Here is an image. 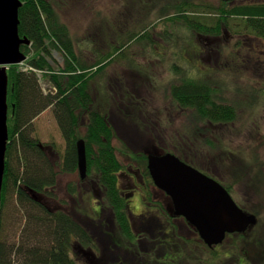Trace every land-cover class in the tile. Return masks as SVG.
Returning <instances> with one entry per match:
<instances>
[{"label":"rangeland","instance_id":"374dc122","mask_svg":"<svg viewBox=\"0 0 264 264\" xmlns=\"http://www.w3.org/2000/svg\"><path fill=\"white\" fill-rule=\"evenodd\" d=\"M151 1L150 5L154 8L147 12L141 8V3L132 0H53L61 22L70 32L74 49L78 54L82 53L89 64L98 58V50L99 53L111 52L112 47L118 44V35L140 32L144 27H147L150 34L148 39L161 45L158 48H145L146 42L142 44L141 41H135L91 82L90 93L95 106L101 105V109L111 116L109 119L116 126L113 145L123 165L118 174L120 188L129 199L130 208L135 215L145 211L146 206L150 210L161 212L159 217L146 214L153 230L156 224L160 229V225L165 224L169 216V220L181 229V235L192 241L191 238H196L197 235L189 230L192 228L186 221L174 215L171 199L156 187L147 175L145 166V156L147 159L149 154L161 155L170 152L171 148L174 150L176 145H182L181 149L188 160L193 161L199 168L209 169L207 171L210 173L220 175L225 183L233 185L232 193L237 203L258 217L257 226L251 229L245 240L242 238L234 242L229 239L212 251L200 243V247L197 246V264H247V261L250 262L247 255L257 262H250L251 264H264V198H259L260 192L264 195V188L258 183L256 173L253 179L243 183L239 178L236 182L233 174L225 170L228 165H239L241 161L251 166L250 162L258 158L257 150L262 137L260 135H264V123L261 127L260 121L264 114V38L246 30L237 33L239 30L234 26L231 32L218 37L199 36L177 18L169 19L176 17L173 9L168 12L170 16H162V9L173 6L176 0ZM193 1L198 5L195 16L208 23L213 21L214 14L202 7L213 5L231 8L264 4V0ZM104 22L114 27L109 31L111 34L107 42L102 34ZM106 30L108 31L107 28ZM86 41L90 42L92 49L85 48ZM48 61L51 73H59L65 65L64 55L57 50L48 55ZM20 69H27V66L23 65ZM96 69L98 68L94 67L93 71ZM44 73L46 72L39 70L37 72L39 86L44 95L57 94L53 83L43 76ZM185 75L202 81L211 80L218 88V93L223 92L219 100L236 107L235 121L198 126L204 132L196 135V127L192 125V121L197 125L198 117L192 111L180 108L173 102L170 94L171 86L177 84ZM104 95L107 96V101L104 100ZM87 122V117L83 116L79 129L81 136L85 135ZM33 125V136L48 146V154L55 163L53 170L56 184L53 190L57 198L49 199L50 208H61L81 225H87L90 232L97 235V238L94 235L96 239L104 240L103 233L111 234L113 230L112 223L107 224L108 220L113 219L112 214L105 209L100 213L98 204L102 192L92 191V179L82 180L78 170L74 173L62 171L66 142L53 108L42 113ZM192 128L194 131H191ZM188 132L193 134L194 139L186 147L181 136ZM208 142L214 144V147L210 148ZM134 191L138 194H134ZM73 209L79 210V213L76 214ZM24 212L15 195L8 198L1 215L2 242L8 251L11 247L15 250L18 235L20 236L17 233L28 225L29 219ZM135 225L138 230L145 228L138 219ZM147 234V242L158 235L152 231ZM14 254L12 251L10 258H14ZM117 255H122V252ZM126 260L127 258L123 259L124 262ZM111 262L110 259L106 264H112ZM85 263L84 257L79 255L78 264Z\"/></svg>","mask_w":264,"mask_h":264},{"label":"trees","instance_id":"16d2710c","mask_svg":"<svg viewBox=\"0 0 264 264\" xmlns=\"http://www.w3.org/2000/svg\"><path fill=\"white\" fill-rule=\"evenodd\" d=\"M132 1L141 3V8L147 12L154 8L150 5L151 0ZM176 1L173 6L162 9V16H170L168 12L173 9L176 17H169V19L177 18L199 36L218 37L223 33L231 32L234 26L236 30H239L237 33L246 30L264 38L263 3L231 8L213 5L202 7L214 14L213 21L208 23L195 16L198 5L193 0ZM21 2L19 34L31 41V45L21 46L22 52L28 56L25 65L37 71L46 72L43 76L53 83L57 94L44 95L35 70H21V65L9 67V141L0 213V264H78L73 252L74 245L79 243L90 247L93 241H96L87 226L81 225L75 218L63 211H51L47 203L48 199L55 197L53 190L56 184V174L53 170L55 163L48 154V146L40 143L39 139L33 136V123L51 107L66 142L62 171L74 173L78 170L77 144L80 139L85 142L88 166L86 179H92L96 189L102 192L101 208L113 210L115 216L111 221L108 220L107 224L115 222L117 231H114L113 240L120 243L118 250L122 252L124 258H127L124 262L121 256V263L118 264H161V259L159 262L155 257L144 253L136 244H130L136 236L129 219L125 198L118 186V174L123 169V165L113 145L117 132L116 126L109 119L111 116L101 109L100 104V106H95L90 93L91 82L102 74L107 65L117 56H121L129 45L135 41H141L142 44L146 42L145 48H158L161 45L148 39L150 34L147 27L140 32L133 31L120 35L117 33L118 44L112 47L111 52L99 53L98 50L96 52L98 58L94 59L92 65L84 60L82 53L78 54L74 49L70 32L61 22L53 0H21ZM113 29L114 27L109 23H103L102 34L106 42L111 34L109 31ZM86 43L85 48L92 49L90 42L86 41ZM53 50L64 55L65 65L59 73L49 72L51 66L48 55ZM112 52L115 54L112 55ZM94 67L98 69L93 71ZM221 93H218V88L211 80L202 81L185 75L179 79L177 84L171 86L170 94L173 102L180 108L190 110L196 118L198 117L197 125L194 120L192 125L196 127L195 134L198 135L200 132L202 135L204 130L198 126L234 122L236 119V107L219 100ZM106 97L104 95L105 101L108 100ZM83 116L87 117L88 122L85 135L81 136L79 129ZM191 131L194 129L192 128ZM181 139L188 147V142L193 141L194 138L193 134L188 132L184 133ZM207 145L210 148L214 147L211 142ZM181 146L176 145L175 149L171 148L170 152L194 166L193 161L187 159ZM146 160L145 156V166H147ZM146 172L149 175L147 168ZM13 195L16 196L22 211H25L29 220L28 225L23 227L24 230L17 233L20 236L18 235L15 250L11 247L12 249L8 251L7 246L2 242L1 215L8 198ZM241 207L246 209L244 206ZM87 208L90 209L88 205ZM92 212L95 213L94 210ZM250 231L244 234L228 235L227 240L232 239L234 242L242 238L245 240ZM154 232L158 235L152 239L151 248L160 253L166 244L159 235L158 227L154 229ZM141 234L145 237L148 235L144 231H141ZM200 243H203L201 239L198 247ZM170 245L172 243H169ZM189 246V250L183 252V256L184 260L193 263L197 257L192 254L191 244ZM134 250H138L140 254L136 256L135 261H132L130 252ZM12 251L15 253L14 258H10ZM246 257L251 263H257L249 255ZM197 262L198 259L194 264ZM250 262L247 261V264H251Z\"/></svg>","mask_w":264,"mask_h":264},{"label":"water","instance_id":"95a60500","mask_svg":"<svg viewBox=\"0 0 264 264\" xmlns=\"http://www.w3.org/2000/svg\"><path fill=\"white\" fill-rule=\"evenodd\" d=\"M21 0H0V211L6 167L8 127V68L27 60L22 45L31 41L19 34ZM78 169L82 179L87 176V157L84 140L77 144ZM148 169L154 184L173 205V213L184 217L209 246L222 244L227 235L246 233L258 223V218L243 210L228 190L175 154H149Z\"/></svg>","mask_w":264,"mask_h":264},{"label":"flooded vegetation","instance_id":"af4514ba","mask_svg":"<svg viewBox=\"0 0 264 264\" xmlns=\"http://www.w3.org/2000/svg\"><path fill=\"white\" fill-rule=\"evenodd\" d=\"M237 117V116H236ZM260 121H261V127L262 124L264 123V114L262 117H260ZM228 123H233V122H227ZM223 124V123H220ZM262 131V130H260ZM261 143L260 146H258V158L257 160L255 159L254 161H251L250 163L251 166H249V164H246L245 162L241 161L239 165H228V167H225V170H229L227 171L228 173H232L233 177L235 178L234 180H236V182H238V178L240 179L241 182L245 183L248 179H253L254 174L256 173V178L259 181L258 183L261 185V187L264 188V135L261 134ZM220 147L222 145H219ZM217 148V147H215ZM188 163V161H186ZM190 164V163H189ZM192 165V164H191ZM193 166V165H192ZM235 166H237V170L235 169ZM195 168L199 169L201 172H203L204 174L212 177L213 179H215L216 181H218L220 184H222L223 186H225V188L230 192V194L233 196V185H230L229 183H225L224 178L221 177L220 175L216 174V173H210V171L204 170L202 168H199L198 166L194 165ZM125 174V173H124ZM126 175H124L125 177ZM93 183V182H92ZM233 184H236L235 182H231ZM118 186L120 189V192L122 194V196L125 198L126 201V205L128 207V212H129V219L134 227L135 230V236L136 239L134 241H132L130 244L134 245L136 244L144 253H148L151 257H155L156 260H158L160 262V259L162 260L160 263L161 264H173V263H178L179 264H194L196 262V259L198 258V243L200 241V237L198 232L185 220L184 221L187 222V225L192 228L189 229L190 231L195 232L194 234L197 235L196 238H191L192 241H189L185 235H181V229L174 224V222L170 221L169 216L166 218L167 220L165 221V224H161L160 225V237L163 239V241L165 242L166 246L163 247L160 251V253H158V251L156 249L151 248V241L147 242L145 241V239H147L145 237V235L143 236L141 234V231L144 232H149L152 231L153 233L154 230L151 227V223L146 219L147 215L146 214H151V216L153 217H159V215L161 214V212L154 211V210H150L149 207L146 206L145 211L141 212V213H137V215H135L134 213H132V210L130 208V204H129V199L125 196V194L123 193V191L120 188V180L118 179ZM135 188H139L136 184H135ZM93 192H98V190L96 189V185L93 183ZM260 187V188H261ZM101 192V191H100ZM136 194L137 192L134 191ZM138 194V193H137ZM56 195V194H55ZM259 198L263 199L264 195L260 192L259 193ZM56 196L53 198L56 200ZM102 198V197H101ZM101 201V199H100ZM48 204H49V199H48ZM98 206H100V213H103V208H101V202L98 204ZM50 207V205H49ZM51 211L56 212V211H62V209H51ZM74 210V209H73ZM112 214V218H114V212L113 210H109ZM64 212V211H63ZM74 212L79 213V210L75 209ZM95 215V214H93ZM99 215V214H98ZM137 219L139 220V223L142 227L145 228H140L138 230V228H136V221ZM136 220V221H135ZM169 221V222H168ZM87 226V225H86ZM109 226V225H107ZM187 226V227H188ZM112 227L113 230L110 232H104L103 236H104V240H98L97 235H95V240L93 241L92 246L90 247H86L83 246L82 244H75L74 248H73V252L76 256V259L78 261V256L82 255V257H84L86 263L85 264H106L107 262H109V260H112V264H118L122 259L121 256L122 255H117V253H120V250H118L120 248L118 242H115L113 240V234L114 231H117L115 222L112 223ZM156 227H158V225H156ZM150 228V229H149ZM159 228V227H158ZM95 231V230H94ZM156 231V230H155ZM93 232V231H92ZM175 238L177 240H175ZM183 238V239H182ZM107 242H106V241ZM173 241V242H172ZM169 243H172V245L169 246ZM191 244L192 247V254L196 255V259L193 260V263L191 262H187L186 260H184V256H183V252L185 253V251H188V246ZM180 246V248H179ZM144 247V248H143ZM220 246H217L216 248H212V250H216L218 249ZM170 248H172V250H169ZM175 248V249H173ZM111 254V255H110ZM131 257L130 260L135 261L136 260V256L140 254V252L137 250H134L133 252H130ZM154 255V256H153ZM124 258V256H122Z\"/></svg>","mask_w":264,"mask_h":264}]
</instances>
